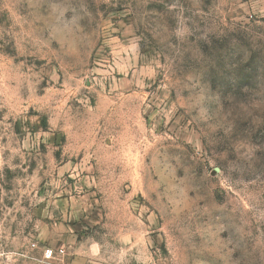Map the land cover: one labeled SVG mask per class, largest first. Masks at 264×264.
I'll return each instance as SVG.
<instances>
[{"label":"rangeland","instance_id":"1","mask_svg":"<svg viewBox=\"0 0 264 264\" xmlns=\"http://www.w3.org/2000/svg\"><path fill=\"white\" fill-rule=\"evenodd\" d=\"M0 264H264V0H0Z\"/></svg>","mask_w":264,"mask_h":264},{"label":"built area","instance_id":"2","mask_svg":"<svg viewBox=\"0 0 264 264\" xmlns=\"http://www.w3.org/2000/svg\"><path fill=\"white\" fill-rule=\"evenodd\" d=\"M63 254V251H53L52 249H46L43 252V260H52L55 259L56 256H61Z\"/></svg>","mask_w":264,"mask_h":264}]
</instances>
